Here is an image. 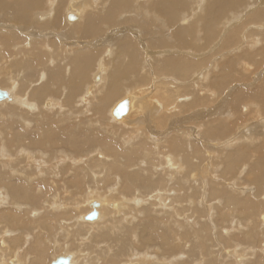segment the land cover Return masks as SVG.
Listing matches in <instances>:
<instances>
[{
	"label": "bare ground",
	"instance_id": "obj_1",
	"mask_svg": "<svg viewBox=\"0 0 264 264\" xmlns=\"http://www.w3.org/2000/svg\"><path fill=\"white\" fill-rule=\"evenodd\" d=\"M255 1L0 0V264H264Z\"/></svg>",
	"mask_w": 264,
	"mask_h": 264
},
{
	"label": "rangeland",
	"instance_id": "obj_2",
	"mask_svg": "<svg viewBox=\"0 0 264 264\" xmlns=\"http://www.w3.org/2000/svg\"><path fill=\"white\" fill-rule=\"evenodd\" d=\"M256 1H258V0H256ZM256 1H255V2H256ZM259 1H260V0H259ZM260 2H261V1H260ZM253 3H254V2H253ZM253 3H248L247 6L244 7V9H246V10H244V9L239 10V11H240L239 16H238V17H239V21L237 22V24H241V22H243V21L247 22L246 19H247L248 17H250V16L246 17V14H247L249 11H250V12H253V11H255V10H257V9L259 8V7H258L259 5H257L256 3H255L256 5H255V4H253ZM61 7H62V5H60V8H61ZM248 7H249V8H248ZM250 7H251V8H250ZM251 10H252V11H251ZM239 11H238V12H239ZM255 13H257V12H255ZM255 13H254V14H255ZM235 14H236V13H235ZM248 14H249V13H248ZM248 14H247V15H248ZM252 14H253V13H252ZM252 16H253V15H252ZM252 16H251V17H252ZM241 18H242L243 20H242ZM244 19H245V20H244ZM248 19H249V18H248ZM245 22H244L243 24H246V28H248L249 25H247V24H249V23H245ZM237 24H235V25H237ZM241 25H242V24H241ZM243 26H244V25H243ZM18 27H19V26H18ZM10 29L12 30V28H10ZM13 31H15V30H13ZM244 31L248 32L249 30H248V31H247V30H244ZM222 41H223V40H222ZM41 43H42V42H41ZM60 43H61V42H60ZM215 43L217 44V42H214L211 46H209L207 49H205V50L201 53L203 57H205L206 59H208V56H207L208 52H209V53H212L213 51H216V50L213 49V46L216 45ZM217 45H218V44H217ZM219 46H220V44H219ZM209 49H211V50H209ZM159 51H160L159 48H156V49H155V52H159ZM206 52H207V53H206ZM203 54H204V55H203ZM208 55H209V54H208ZM216 55H218V54H216ZM202 56H201V57H202ZM212 57H214V56H210V58H212ZM263 67H264V66H263ZM263 75H264V74H263ZM263 79H264V78H263ZM93 83L95 84L94 81H93ZM207 102H208V103H207L206 105L209 104V101H207ZM244 104L247 105V103H244ZM2 110H3V109H2ZM48 116H49V117H55V119H56V116H55V114H53V113H52V114H49ZM181 116H182V115H180V117H181ZM157 117H159V116H157ZM174 117H177V115H175ZM258 119L260 120V118H258ZM259 120H258V121L251 120V121H250V122H251L250 124H251V125H254L255 123L259 122ZM253 122H254V123H253ZM208 124H209V123H208ZM180 125H182V126H181V127H182V128H181V131H183L182 129H185L186 127H187V128H188V127L191 128V127L196 126L195 123H194V124H192V123L188 124V122H185V124H180ZM100 128H101V127H100ZM187 128H186V129H187ZM159 129H161V128H159ZM100 131H101V130H100ZM208 147H209V145H207V148H208ZM167 168H168V167H167ZM168 169H169V168H168ZM169 170H171V169H169ZM171 171H174V170H171ZM242 182H243V183L246 182L245 184H249V182H248L245 178L243 179Z\"/></svg>",
	"mask_w": 264,
	"mask_h": 264
},
{
	"label": "water",
	"instance_id": "obj_3",
	"mask_svg": "<svg viewBox=\"0 0 264 264\" xmlns=\"http://www.w3.org/2000/svg\"><path fill=\"white\" fill-rule=\"evenodd\" d=\"M2 98H3V94L0 92V99H2ZM92 217H93V215H89L88 219H92ZM54 264H67V263H66V261L64 259H60Z\"/></svg>",
	"mask_w": 264,
	"mask_h": 264
}]
</instances>
